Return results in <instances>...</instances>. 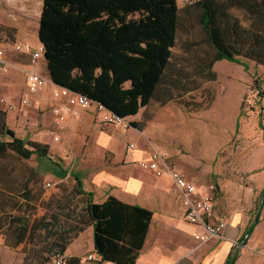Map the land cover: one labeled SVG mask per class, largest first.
<instances>
[{"label": "rangeland", "instance_id": "obj_1", "mask_svg": "<svg viewBox=\"0 0 264 264\" xmlns=\"http://www.w3.org/2000/svg\"><path fill=\"white\" fill-rule=\"evenodd\" d=\"M26 5H29L31 15L26 12ZM38 5L39 0H0V48L5 51L11 63L7 72L0 71V101L3 100L17 107L20 105L18 101L25 94L33 97L32 106L20 105L24 106L21 107L24 108L23 110H19L18 107L11 110L14 116L9 119L10 126L17 131L16 133L19 130H35V133L42 134L39 140L43 141L44 136L46 138L49 132L53 137V133L58 132L60 127L54 122L52 91L45 89L36 95L29 93L26 84L27 72L32 69L30 58L27 53L15 49L16 44L29 43L34 46L31 40L20 39V35L23 27L28 28L30 34L35 33ZM180 14L181 23L176 45L173 48V63L170 70L182 81H175L174 78L169 81L173 99L168 103L162 105L161 97L156 96L148 106L141 109L142 116L133 117V121L126 120L127 130L134 127L132 125L134 121H140L142 126L148 125V136L145 139H137L136 135L128 132L124 125L119 128L121 131L119 136L121 139L134 141L133 143L140 149L162 151L178 169L183 167L188 170L186 175L188 179L200 182L199 185L215 183L219 187L220 209L248 208L251 202L252 224L264 190V129L259 127L260 115L264 125V65H257L255 61L245 58L242 59L243 63L221 59L213 65L215 79H211L210 74L206 72L199 74L198 62L201 60L197 57L204 54L209 58L212 50L207 44V37L200 26L196 9L191 7V4H185ZM240 15L243 16V13ZM189 41L196 42V46L188 47ZM37 67L40 68L38 72L51 80L44 59L39 61ZM3 106L0 102V111L5 112L6 116L9 111H4ZM170 107L175 111L181 109L187 116L194 112L202 113L203 123L200 134L187 124L178 125V115L174 116L172 112H168ZM224 110L228 117H225ZM44 128L48 132H42ZM60 132L62 142V135L65 133L61 129ZM179 134L181 138L178 137ZM8 138V136L2 137L5 140ZM33 138L30 142H34ZM48 153L55 163L52 159L36 154L38 161L52 172L53 175L48 174L49 176L63 177L64 174H61L57 164L65 165L71 154L60 155L57 149H48ZM102 160L103 158L94 156L85 159L84 163L94 170L103 166ZM22 161L27 160H23L11 150L0 155L1 210L8 212L13 207L11 199L8 202L2 201L1 196L5 191L31 198L34 201L32 208L48 210L45 215L46 218H50L48 222L55 220L62 227L68 226L65 233L61 232L63 240L71 238L66 246L67 249L78 234L87 227L83 224L88 218L85 204L89 197L80 194L76 183V176L84 181L82 173L77 172V165L74 162V167L71 164L67 166L69 175L65 181L53 183L40 177L35 181L34 188L28 190L24 185L17 183L13 174L14 165ZM8 165L13 166L12 173H8ZM47 183L51 186L47 187ZM250 193L251 197L248 196ZM19 217L21 219L18 214L12 218L11 213L0 212V227L8 224L10 227L18 225L14 220ZM263 217L264 207L258 222L259 226L264 223ZM83 226L85 227L79 231L71 228L79 229ZM55 232L58 233L57 230ZM55 237L57 236H51L48 230L44 235L34 231L31 239H35V245L30 248L24 247L27 254L26 264L38 256L47 257L55 249L54 244L48 247V244L43 242L58 241Z\"/></svg>", "mask_w": 264, "mask_h": 264}, {"label": "trees", "instance_id": "obj_2", "mask_svg": "<svg viewBox=\"0 0 264 264\" xmlns=\"http://www.w3.org/2000/svg\"><path fill=\"white\" fill-rule=\"evenodd\" d=\"M43 1L38 39L45 47L41 59L52 81L125 118L136 115L156 96L161 97L162 105L173 99L169 81H182L170 70L181 23L182 8L177 0ZM191 7L199 14L212 50L209 58L204 54L197 57L201 60L199 74L206 72L215 79L213 65L221 59L243 63L245 58L264 65V0H198ZM187 46L195 47L196 42L189 41ZM132 125L141 129L138 122ZM259 127L264 129L262 115ZM48 149L15 137L5 122V112L0 111V155L12 150L28 159L33 154L47 157ZM76 180L80 194L89 197L83 225L94 226L97 253L105 261L135 264L152 212L116 197L93 203L92 194L82 189L81 178ZM55 224V220H37L32 230ZM84 227L71 228L79 231ZM26 229L22 225L19 230ZM50 235H56L58 241L41 264L63 255L71 240H63L62 233L52 229ZM79 262L78 257L67 258V264Z\"/></svg>", "mask_w": 264, "mask_h": 264}, {"label": "crops", "instance_id": "obj_3", "mask_svg": "<svg viewBox=\"0 0 264 264\" xmlns=\"http://www.w3.org/2000/svg\"><path fill=\"white\" fill-rule=\"evenodd\" d=\"M43 5L44 1L39 0L36 11V19L38 21H36L35 33L30 34L28 28L23 27L20 35V39L31 40L35 48L42 44L38 39V29ZM178 5L180 8L184 6L180 3ZM28 6L26 5V12L31 15ZM30 67L32 68L31 70L37 72L40 69L32 66L31 63ZM45 89L51 90L50 87L44 86L32 95L41 93L40 91ZM31 99L30 106H32V102L34 101L33 97ZM51 105L54 107L60 106L62 111L66 114L68 113L65 99H56L53 96ZM17 107L19 110L24 109L21 108L24 106L17 105ZM168 109V112H172L174 116L178 115V125L183 126L187 124L192 127V130L199 131L200 134L203 123L202 113L194 112L190 116H187L181 109H178V111L173 110L171 107ZM224 113L225 117H228L225 110ZM137 115H141V109L136 115L126 118V120L137 117ZM13 116V111H9L5 116V122L7 127L13 130L15 137L28 141L34 137V142L47 145L49 150L57 149L60 155L71 154V158H69V161L65 165L61 166L56 163L59 166L61 174L63 173L64 175L62 174L63 177L58 176L54 178L48 175L52 174V172L48 170V167L41 165L36 154H33L28 159L19 156L11 150L15 155L21 157L23 160H27L26 162L22 161L20 164L14 165L13 174L17 179V183L31 190L35 186V181L40 177L51 180L53 183L63 182L69 175L67 166L71 164L74 167L76 163L77 172L82 173L84 179V181L81 179L83 181L82 189L92 194L91 200L93 203L100 204L110 197H116L124 204L137 205L152 212L151 220L144 236L143 246L139 250L135 264H227L229 258L235 255V253H237V257L233 264H264V223L260 226L257 224L244 246H240L239 244L242 235L251 224V202L248 208L230 207L220 209L218 207L219 187L214 183L216 186L213 201L215 215L216 217L219 215L226 216L227 227L222 236L215 237L205 243L198 242L194 239L193 234L201 228L188 223L184 219L182 199L174 191L172 179L169 177L159 178L150 171L140 169L137 161L148 158L152 150L140 149L138 146H136L135 151L129 150L128 145L134 141L120 138L119 132L121 131L119 128L122 125H109L101 122L100 114L97 112L95 106L91 105L87 109L80 110L78 115L70 114L64 126L62 128L59 127L58 132L55 131L53 133V137H51V132L48 133L46 138L44 136L45 141L39 140L42 134H39V132L35 133V130H19L16 133L17 131L10 126L9 119ZM220 117L223 118V115L220 114ZM216 120L219 121L218 119ZM138 123L141 125L140 121ZM147 126L141 125V129L131 127L129 130L124 127L128 132L135 134L137 139L142 138L143 140L148 136ZM45 127H47L46 124ZM169 127L170 125H168ZM60 129L65 133L62 135V142L59 136V133H61ZM42 132L46 133L48 130L44 128ZM55 136L58 139H54ZM178 137L181 138V134ZM94 156L103 158V166L92 170L84 162L85 159ZM46 158L52 159L55 163L51 155H48ZM12 167V165H8V173H12ZM178 170L188 178L186 176L188 170L183 167H180ZM188 180L200 186V182ZM248 196L251 197L252 194L250 193ZM1 198L4 202H8L10 199L13 201L12 210L8 212L1 210L0 206L1 214L11 213L12 218L18 214V216H21V219L19 217V219L14 220L18 224L16 226L10 227V224H8L0 227V264H26L27 254L24 247L30 248L35 245V239H31V235L34 232L32 230L33 225L37 220H42L44 223L50 220V218H46L45 216L48 210L45 209L43 211L38 208L35 209V207L32 208L34 201L31 198L22 197L20 194L11 193V191H5ZM22 225L23 227L27 226L24 232L23 230L21 232L19 230ZM67 227H62L58 224L49 225L48 228L39 226L35 232L44 235L46 230L50 232V229H52L54 231L57 230L61 234V232L65 233L68 230ZM94 230L93 225H87L85 230L81 231L75 241L67 247L63 256L66 259L71 256L80 258L78 264H116L112 261L103 260L102 256L95 250ZM21 233L23 234L20 237ZM56 243L57 241L55 240L52 243L50 241L43 242V244H48V247ZM89 255L92 256L91 259ZM42 261L43 258L38 256L32 262L29 261V264H41ZM54 261V258H51L45 261L44 264H56Z\"/></svg>", "mask_w": 264, "mask_h": 264}, {"label": "built area", "instance_id": "obj_4", "mask_svg": "<svg viewBox=\"0 0 264 264\" xmlns=\"http://www.w3.org/2000/svg\"><path fill=\"white\" fill-rule=\"evenodd\" d=\"M180 4H194L198 0H177ZM15 49L21 53H27L30 58L32 66L37 67L41 60L45 47L40 44L37 48L31 46V44H16ZM11 63L7 59L6 53L0 48V71L7 72ZM27 88L30 94L35 93L38 89L46 86L50 87L54 98H62L66 100V106L68 113L62 111L60 106H56L53 109L55 114L54 122L61 128L67 122L69 115H78L80 110L87 109L93 105L100 114V120L103 123L109 125H124L127 128V122L125 117H121L106 108L100 103L94 102L91 98L79 94L78 92L71 91L68 88L62 87L52 80L47 79L40 72L31 70L27 72ZM31 97L29 94L22 96L20 105H31ZM4 106V111H11L17 107L11 103H5L0 101ZM69 114V115H68ZM54 139H58L55 136ZM27 147L30 146L27 144ZM128 149L131 151L136 150V145L131 143L128 145ZM140 169L150 171L156 177H169L173 181L174 191L181 197L182 205L184 207V219L190 223L199 226L201 229L197 230L193 236L198 242L205 243L215 237H220L225 233L227 227V217L219 215L218 220H211L210 201L214 198V190L216 186L214 183H210L206 186H198L197 183L189 181L169 160L168 156L159 150H152L149 153L148 158L138 160ZM47 187L51 184L47 183ZM90 259L92 256H89ZM56 264H67V259L63 255H56L54 258Z\"/></svg>", "mask_w": 264, "mask_h": 264}, {"label": "water", "instance_id": "obj_5", "mask_svg": "<svg viewBox=\"0 0 264 264\" xmlns=\"http://www.w3.org/2000/svg\"><path fill=\"white\" fill-rule=\"evenodd\" d=\"M263 207H264V190L262 193V199L261 202L259 203L258 206V210L256 213V218H254V222L252 224H250V226L247 228V230L245 231V233L242 235L239 244L240 246H244L249 238V236L253 233L255 227L257 226L259 219H261V215H262V211H263ZM237 257V253H235V255H233L229 261L228 264H233L235 262V259Z\"/></svg>", "mask_w": 264, "mask_h": 264}, {"label": "bare ground", "instance_id": "obj_6", "mask_svg": "<svg viewBox=\"0 0 264 264\" xmlns=\"http://www.w3.org/2000/svg\"><path fill=\"white\" fill-rule=\"evenodd\" d=\"M214 198L210 201V209H211V220H218L219 216L215 215V207H214Z\"/></svg>", "mask_w": 264, "mask_h": 264}]
</instances>
